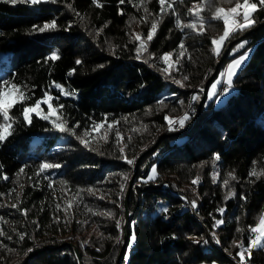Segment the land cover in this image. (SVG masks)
I'll return each mask as SVG.
<instances>
[{"label":"trees","instance_id":"obj_1","mask_svg":"<svg viewBox=\"0 0 264 264\" xmlns=\"http://www.w3.org/2000/svg\"><path fill=\"white\" fill-rule=\"evenodd\" d=\"M233 1L175 0V11L161 15L158 0H0V82L17 85L29 97L27 105L48 92L59 109L50 120L35 115L31 124L20 117L21 104L10 110L20 118L0 143V264H78L76 252L80 264H114L124 194L139 155L118 264H196L215 256L218 264H236L233 242L248 244V229L264 211V175H250L264 172V7L252 14V27L225 41L244 33L252 49L224 100L206 101L205 92L199 106L200 91L194 110L183 112L190 88L200 79L205 83L219 58L218 70L232 55L225 45L214 53L212 39L223 19L211 17ZM194 5L203 6V34L201 20L188 12ZM177 17L197 28L178 27ZM52 20L57 30L32 31ZM153 21L157 28L148 41ZM142 42L146 50L138 59ZM53 52L60 58L48 60ZM165 53L172 54L171 67ZM41 109L48 114L46 104ZM179 113L189 117L183 126L165 119ZM56 116L67 131L54 127ZM44 163L60 167L41 172ZM213 220L224 221L216 232ZM131 234L136 239L129 243ZM245 256L247 264H264V248Z\"/></svg>","mask_w":264,"mask_h":264},{"label":"snow or ice","instance_id":"obj_2","mask_svg":"<svg viewBox=\"0 0 264 264\" xmlns=\"http://www.w3.org/2000/svg\"><path fill=\"white\" fill-rule=\"evenodd\" d=\"M5 2H9L13 5L16 3H26V4H31V5H36L40 4L42 2H46V0H5ZM52 2H55V0H52ZM125 0H120V3H124ZM144 0H141V4H143ZM174 3L175 0H158V4L160 5V14L163 15L166 10L174 12ZM258 5L261 7H264V0H243V3L241 4L238 0L236 3V6L225 10L222 7H217L215 14L211 17L212 19H223V24H224V31L223 34L217 39L213 38L212 39V44L215 45L216 47L213 49L214 53L216 55H219L220 47L223 44V42L230 36L231 33L237 31V30H245L246 28L252 27L255 24V20L252 18V14L258 10ZM167 6V8L165 7ZM240 9H243L242 13L239 11ZM147 11V9H145ZM203 11V6L202 5H194L192 8L188 9L189 14L195 16L197 19L201 20V32L200 34H203V23L204 19L201 16V12ZM241 16L242 17V22L240 20H237L236 17ZM177 26L178 27H188L191 29H196L197 25L195 22L189 23V24H182V22L179 20L177 17ZM69 28L71 27V24L68 26ZM58 25L55 20H52L50 22L44 23L42 26H37L34 25L32 28V31L34 32H46V31H54L57 30ZM157 28V22L153 21L151 24V30L147 33V40L151 41L153 38V34ZM67 31V29H65ZM136 39H140V35H136ZM181 50H183L184 45L181 44L179 46ZM243 47V44L241 45ZM141 50H146L145 44L142 42L140 47L137 48V58H140V52ZM171 53H165L162 56V59L166 64H168V67H171L172 64L169 63L171 60ZM180 56H183V51H181ZM59 55L56 52H53L49 57L48 60H57L59 59ZM246 59V54L241 55L238 59H234L227 67V75H228V80L227 84L228 86H231L232 84V77L236 74V71L240 68L242 62ZM179 61L177 60L176 63ZM77 65L81 64L82 61L77 60L75 62ZM103 65H101L102 67ZM165 72L168 71V68L163 69ZM75 69L70 70L69 75H72L74 73ZM184 79H188V77H184ZM177 83H181L180 81H176ZM181 86L183 84L181 83ZM57 88H60V85H56ZM217 85L213 84L212 88L216 89ZM63 91V90H62ZM67 94V93H64ZM209 95H213V93H209ZM196 97H194L195 99ZM29 99L28 96L24 94V92L15 84H9L7 81L0 82V119H2V122H0V143L4 142L10 135H12V128L13 124L17 123L19 118L22 117L23 122L27 124H31L32 119L31 116L32 114H35L39 116V118L44 119V120H50L52 116L58 112V108L54 107L53 103L51 102L53 100V97L50 96L48 92H45L43 96L40 99H37L33 104L27 105L25 101ZM58 99V97L56 98ZM16 104H21L22 107L20 108V117H15L10 114V110L16 105ZM41 104H46L48 108V114H43L42 109H41ZM59 108H63V105H60ZM166 120H168V123L171 125L174 123V121L169 118L165 117ZM189 119L187 115L183 116L178 120V123L183 126L184 122ZM59 121V122H57ZM53 125L56 127L59 131H67L68 129L65 127V122L60 119L59 116H56V120H53ZM102 125H94V128H99ZM109 128H111V125H108ZM119 133L117 132V137H119ZM81 143H84L85 146H87V142L83 139H81ZM120 151L123 153L124 149L121 148ZM123 159L127 160V163L133 164L134 160L132 159H127V157H122ZM215 159L219 160L220 157L218 154L215 155ZM60 165L58 164H50V163H44L41 164L40 166V171L43 172L46 169L50 168H59ZM21 172H23V169H21ZM156 173V169H152V175L148 177L149 180L154 179ZM250 175L256 176L257 179L261 175H264V172L258 173L255 169L250 173ZM229 177L232 179H235V177L232 175V173H229ZM126 178V177H125ZM7 179V177H5ZM198 180H193L192 183L196 184ZM224 184H228V180H224ZM51 186V185H50ZM91 191V189H89ZM103 199V197H101ZM193 207H195V201L192 202ZM13 208H18V205L13 204L11 205ZM72 207L71 201L68 203V208ZM57 208H60V205H57ZM23 215H27V210L23 209L21 210ZM89 211H92L89 209ZM163 211H167V209H163ZM221 214L223 213V209L219 210ZM96 214V213H94ZM100 215H106L111 217L113 214L111 212H103L99 213ZM2 219V218H0ZM59 219V218H57ZM224 221L223 220H216L214 227H219ZM117 227H119V221H117ZM238 232L244 231L243 229H237ZM248 231L251 233V235L248 238V244L245 246L244 242L241 241L240 243H236L235 241L233 242L234 246L239 249L237 251L236 255L239 257V264H246V256L245 253L248 254L247 259L251 258V251L253 248H264V215H261L258 217V223L254 227H249ZM0 235H4V232L2 229H0ZM214 235V234H213ZM11 238V237H9ZM24 234H20V239L23 240ZM136 239L135 235L133 234L130 237L131 242H134ZM199 242V241H197ZM130 246V245H129ZM29 252L32 251V249L28 250Z\"/></svg>","mask_w":264,"mask_h":264},{"label":"rangeland","instance_id":"obj_3","mask_svg":"<svg viewBox=\"0 0 264 264\" xmlns=\"http://www.w3.org/2000/svg\"><path fill=\"white\" fill-rule=\"evenodd\" d=\"M237 2H238V0H235V1L231 2V3L226 4V5H222L221 7L224 8L225 10H228V9H231V8L235 7ZM239 2L242 4L243 3V0H239ZM239 11L242 13L243 9H240ZM240 21L242 22V20H240ZM223 31H224V24H223L220 32L216 36L217 39L223 34ZM247 40H248L247 35H245L244 33H241L238 37L232 38L226 44H225V41L226 40L223 42V44L220 47V50L224 47V45H225L226 48L228 46H230V53L232 55L228 58V60L225 63L224 67L220 68L218 70L217 74L214 75L209 80V82L207 84V89H206V95H207L206 96V101L207 100H212L214 104H219V103H221L224 100V98L226 97L227 93L232 89V85L231 86H228V84H227V80H228L227 67H228V65L234 59H238L241 55H245L246 54V59H247V57H248V55L250 53V50L252 49V44L247 43ZM242 44H243V47H241ZM215 47L216 46L214 45V48ZM246 59L244 61H246ZM244 61L242 63H244ZM200 81H201V79L199 81H197L190 88L189 100H190V96H191L192 105H191L189 111H191L192 109L194 110V108L196 106V104H194V100H196V98L194 99V97H197L198 94L200 93V91H201V93H203V91L201 89L204 87L203 86L204 83L201 84ZM213 84H216L217 85L216 89H213L212 88V85ZM221 84H224L225 85V89H223V90L221 89V87H220ZM203 90H204V88H203ZM209 93H213V95L210 96ZM189 100H188V103H187L185 109L183 110V112H187L188 106L191 104V103H189ZM183 115H184V113H179L178 115H176V117L173 118V121H175L177 118L182 117ZM34 116H35V114H32L31 119H33ZM137 152H138V150L134 153V156L137 154ZM138 157H137V160L135 162L136 164H135V166L133 168V172L130 174L129 178L133 175V173L135 174V172H136V169L137 168L135 169V167L137 165ZM128 182H129V179H128ZM261 215H264V211L262 212ZM215 221L213 220L214 225H215ZM257 223H258V219L252 225V227L256 226ZM214 230H215V227H214ZM215 232H216V230H215ZM213 234H214L213 237L216 238L217 237V234L216 233H213ZM132 235L133 234H131V236ZM240 242H241V240H240ZM129 243H131V240L129 241ZM245 246H247V244ZM230 253H232V252L230 251ZM230 255L235 260L236 254L233 253V254H230ZM196 264H218V258L215 256V257L211 258L210 260H201V261H198Z\"/></svg>","mask_w":264,"mask_h":264},{"label":"water","instance_id":"obj_4","mask_svg":"<svg viewBox=\"0 0 264 264\" xmlns=\"http://www.w3.org/2000/svg\"><path fill=\"white\" fill-rule=\"evenodd\" d=\"M229 47V46H228ZM228 47L226 49H228ZM224 55V54H223ZM222 55V56H223ZM221 58H219L216 62V67L212 73V75H210L206 80H205V83H204V90H203V93L202 95L200 96L199 98V101H198V105L200 106V104L203 102L204 98H205V92H206V87H207V84L209 82V80L211 79V77H213L217 70H218V65H219V62H220ZM137 168V166L135 167V169ZM134 175V173H133ZM133 175L129 178V182L127 184V188H126V191H125V194H124V220H123V238H122V241H121V245L119 247V251H118V254H117V258H116V261L114 264H118L120 262V259L122 257V254L124 252V249H125V246L127 244V240H128V231H127V226H128V207H127V196H128V192L130 190V187H131V184H132V179H133ZM68 242V241H66ZM74 251H76V246L72 245ZM76 257H77V263L80 264V256L79 254L76 252Z\"/></svg>","mask_w":264,"mask_h":264},{"label":"built area","instance_id":"obj_5","mask_svg":"<svg viewBox=\"0 0 264 264\" xmlns=\"http://www.w3.org/2000/svg\"><path fill=\"white\" fill-rule=\"evenodd\" d=\"M236 19H237V20H240V19H242V17H241V16H237ZM220 87H221L222 90L225 89V85H224V84H221ZM189 103H191V104L188 106L187 112L190 110V107H191V105H192L191 96H190ZM184 115H185V114H184ZM184 115H183V116H184ZM183 116H182V117H183ZM182 117H180V118H182ZM180 118H177V119L174 121L173 124H174L175 126L180 125V124L178 123V120H179ZM211 226H213V224H211ZM210 237H211V240L214 241V242L217 244V242L214 240L213 234L211 233V228H210ZM236 264H239V258H236ZM255 264H256V262H255Z\"/></svg>","mask_w":264,"mask_h":264},{"label":"bare ground","instance_id":"obj_6","mask_svg":"<svg viewBox=\"0 0 264 264\" xmlns=\"http://www.w3.org/2000/svg\"><path fill=\"white\" fill-rule=\"evenodd\" d=\"M240 20H242V19H240ZM214 242V241H213ZM216 244V243H215ZM217 245V244H216ZM236 260V259H235Z\"/></svg>","mask_w":264,"mask_h":264}]
</instances>
